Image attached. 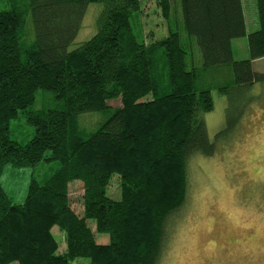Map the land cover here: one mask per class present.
<instances>
[{"label":"trees","instance_id":"trees-1","mask_svg":"<svg viewBox=\"0 0 264 264\" xmlns=\"http://www.w3.org/2000/svg\"><path fill=\"white\" fill-rule=\"evenodd\" d=\"M13 1L0 10V177L8 163L61 166L45 182L33 178L21 203L0 180V264L82 257L86 264H162L189 193V162L216 151L205 118L214 109L212 89L230 94L264 82L253 65L264 58V0H256L259 28L248 35L250 57L242 60L232 46L247 31L242 0H157L169 32L152 43L132 28L141 0ZM95 1L104 3L98 31L69 50ZM40 89L53 92L59 107L33 108ZM21 110L35 127L24 144L10 132ZM89 111L104 118L85 135L79 116ZM242 112L229 107L217 137L228 135ZM115 174L119 199L108 194ZM74 180L83 181L82 213L71 202ZM55 226L65 233L64 252ZM96 232L109 234V242L99 243Z\"/></svg>","mask_w":264,"mask_h":264},{"label":"rangeland","instance_id":"rangeland-1","mask_svg":"<svg viewBox=\"0 0 264 264\" xmlns=\"http://www.w3.org/2000/svg\"><path fill=\"white\" fill-rule=\"evenodd\" d=\"M180 0H175L178 4ZM247 31L232 40L235 60L250 57L248 35L259 28L256 0H242ZM13 0H0V10L9 9ZM180 5V4H179ZM104 9L101 1L91 2L81 28L69 50L78 48L98 31V18ZM133 31L140 41L152 43L169 32L157 0H141V8L131 18ZM33 39L34 23L29 14L26 31ZM255 70L264 72V58L254 60ZM214 109L205 114L211 141L216 144L213 155L199 154L189 162V193L175 226L162 264H264V82H255L248 88H234L222 94L217 86L212 89ZM55 94L40 89L35 109L59 107ZM121 105L120 100L110 101ZM234 115L242 111L239 122L226 136L217 137L226 126L228 108ZM99 111L80 114L83 133L93 132L103 119ZM11 137L27 143L35 134V127L21 110L10 122ZM50 150H47L49 153ZM59 161H41L33 166H4L0 180L14 202L25 200L29 184L35 178L45 182L59 168ZM73 208L83 212V181L69 184ZM121 184L115 174L108 194L121 197ZM95 230V222L89 220ZM171 227V226H170ZM54 234L60 243V252L66 251L65 233L55 226ZM99 243H107L109 234L97 233ZM88 258H77L72 264H86ZM15 264V263H13Z\"/></svg>","mask_w":264,"mask_h":264}]
</instances>
